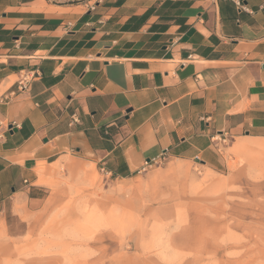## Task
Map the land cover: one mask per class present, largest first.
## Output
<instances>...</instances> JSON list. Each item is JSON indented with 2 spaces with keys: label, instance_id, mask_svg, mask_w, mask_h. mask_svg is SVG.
Returning a JSON list of instances; mask_svg holds the SVG:
<instances>
[{
  "label": "crops",
  "instance_id": "1",
  "mask_svg": "<svg viewBox=\"0 0 264 264\" xmlns=\"http://www.w3.org/2000/svg\"><path fill=\"white\" fill-rule=\"evenodd\" d=\"M240 1L0 0V215L46 209L62 169L125 180L164 151L212 170L216 139L264 147V0Z\"/></svg>",
  "mask_w": 264,
  "mask_h": 264
},
{
  "label": "rangeland",
  "instance_id": "2",
  "mask_svg": "<svg viewBox=\"0 0 264 264\" xmlns=\"http://www.w3.org/2000/svg\"><path fill=\"white\" fill-rule=\"evenodd\" d=\"M213 145L212 170L164 160L125 180L85 165L42 180L46 209L5 203L0 264H264V147Z\"/></svg>",
  "mask_w": 264,
  "mask_h": 264
},
{
  "label": "built area",
  "instance_id": "3",
  "mask_svg": "<svg viewBox=\"0 0 264 264\" xmlns=\"http://www.w3.org/2000/svg\"><path fill=\"white\" fill-rule=\"evenodd\" d=\"M233 2L235 3L236 6L240 7V5H241L240 0H233ZM91 10H93V8H91ZM35 77H36V75L34 72H30V71L21 72V74H20V76L16 82V91L15 92L16 93H22V92L27 91L30 87V84L32 83V81L34 80ZM10 95L12 96V95H14V93H11ZM8 101H9V99H3L1 102L6 103ZM12 125H14V124H12ZM9 127H10V125L8 123H6L0 119V140H2L4 135L8 132ZM224 142L225 141H222V143H224ZM165 154H166V151H164L162 153L160 159L145 162L143 165L142 171L146 170L147 168H149L153 165L159 164L162 161H164L165 160ZM195 161L197 163H199V160L197 158H195Z\"/></svg>",
  "mask_w": 264,
  "mask_h": 264
}]
</instances>
